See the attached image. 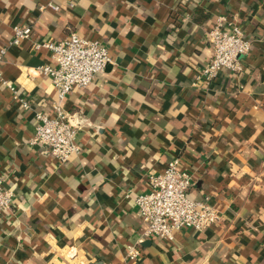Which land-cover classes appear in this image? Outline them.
<instances>
[{
	"label": "crops",
	"instance_id": "crops-1",
	"mask_svg": "<svg viewBox=\"0 0 264 264\" xmlns=\"http://www.w3.org/2000/svg\"><path fill=\"white\" fill-rule=\"evenodd\" d=\"M220 15L252 48L240 75L223 69L206 85L196 80ZM14 24L31 32L9 45ZM71 31L105 44L111 61L65 98L82 121L81 152L58 164L29 142L35 110L55 98L34 70L50 52L33 43ZM1 45L0 176L14 197L0 214V264H264V0H0ZM173 157L193 177L191 195L225 208L224 221L143 237L135 196ZM128 244L140 260L125 258Z\"/></svg>",
	"mask_w": 264,
	"mask_h": 264
},
{
	"label": "built area",
	"instance_id": "built-area-1",
	"mask_svg": "<svg viewBox=\"0 0 264 264\" xmlns=\"http://www.w3.org/2000/svg\"><path fill=\"white\" fill-rule=\"evenodd\" d=\"M45 6L54 10L59 8L53 3L42 5V8ZM12 32L9 45L28 38L31 28L14 24ZM207 42L210 55L196 81L209 85L221 69H227L237 76L242 73L240 59L251 51L252 40L236 21L223 15L216 17L207 31ZM33 45L50 52L51 61L38 65L34 70L49 77L55 89V98L50 112L35 110L36 125L29 142L42 147L43 153L62 164L70 156L81 152L77 135L82 128V121L64 108V100L74 87L85 88L89 85L94 75L103 71L111 61V56L105 44L75 31L59 40L35 41ZM8 47L0 46V76ZM2 83L19 101L22 109L31 108V103L18 93L16 85L5 79H2ZM181 165V159L173 157L163 169L147 171V189L137 193L134 199L145 226L143 237L171 240L179 230L190 228L203 231L224 221L225 208L211 202L208 196L195 198L191 195L193 177ZM13 197L12 189L5 186L4 177L0 176V214L11 211ZM141 255L142 251L135 244L126 246L127 260L136 262Z\"/></svg>",
	"mask_w": 264,
	"mask_h": 264
},
{
	"label": "trees",
	"instance_id": "trees-1",
	"mask_svg": "<svg viewBox=\"0 0 264 264\" xmlns=\"http://www.w3.org/2000/svg\"><path fill=\"white\" fill-rule=\"evenodd\" d=\"M222 71H223V69H221L220 73H221ZM220 73H219V74H220Z\"/></svg>",
	"mask_w": 264,
	"mask_h": 264
}]
</instances>
